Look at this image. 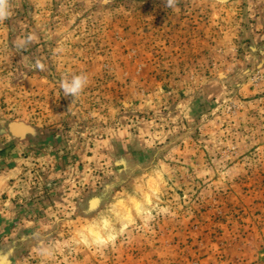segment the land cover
<instances>
[{
	"label": "rangeland",
	"instance_id": "obj_1",
	"mask_svg": "<svg viewBox=\"0 0 264 264\" xmlns=\"http://www.w3.org/2000/svg\"><path fill=\"white\" fill-rule=\"evenodd\" d=\"M10 3L0 264H264V0Z\"/></svg>",
	"mask_w": 264,
	"mask_h": 264
},
{
	"label": "clouds",
	"instance_id": "obj_2",
	"mask_svg": "<svg viewBox=\"0 0 264 264\" xmlns=\"http://www.w3.org/2000/svg\"><path fill=\"white\" fill-rule=\"evenodd\" d=\"M164 6L166 8H171L173 10H177V5L180 0H163ZM12 15L11 12V3L10 0H0V23L8 20ZM31 42V37H28L21 44L17 45L18 48H24L28 43ZM36 68L40 71H45V65L40 61H36ZM89 80L88 76L85 73L73 74L71 76H64L60 81V88L63 91V95L65 97H78L83 90L88 86ZM71 105L69 106L70 110Z\"/></svg>",
	"mask_w": 264,
	"mask_h": 264
}]
</instances>
